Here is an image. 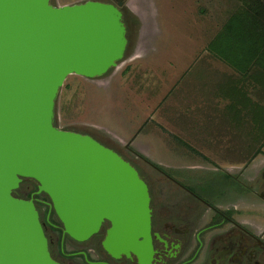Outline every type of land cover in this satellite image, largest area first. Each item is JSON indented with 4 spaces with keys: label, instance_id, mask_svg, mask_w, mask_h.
Wrapping results in <instances>:
<instances>
[{
    "label": "rangeland",
    "instance_id": "374dc122",
    "mask_svg": "<svg viewBox=\"0 0 264 264\" xmlns=\"http://www.w3.org/2000/svg\"><path fill=\"white\" fill-rule=\"evenodd\" d=\"M51 1L63 5L86 0ZM100 1H122L128 38L125 55L100 77L69 75L56 102L55 124L90 134L129 160L149 183L158 218L167 212L173 187L179 190L166 174L191 184H215L232 177L239 183L234 200L240 208L228 212L243 225L254 226L257 237L264 240V153L244 163L248 142L254 141L251 137L264 133L260 118L264 112L257 115L254 110L255 101H262L260 88L208 48L241 7V0ZM227 78L238 81L249 105L241 93L235 95V103L223 91L222 84H228L222 80ZM239 102L243 119L238 122L233 112ZM36 191L37 182L23 178L15 194L27 198ZM35 197L50 201L44 193ZM243 204L250 205L249 211L240 210ZM37 208L43 223L49 215L60 225L48 203L38 202ZM107 226L101 235L83 242L65 235L60 253L62 229L44 224L51 254L61 263L81 264L85 257L73 253L94 246L89 260L99 256L120 264L127 259H112L101 245ZM238 234L244 237L242 231ZM247 241L257 248L256 240Z\"/></svg>",
    "mask_w": 264,
    "mask_h": 264
},
{
    "label": "water",
    "instance_id": "95a60500",
    "mask_svg": "<svg viewBox=\"0 0 264 264\" xmlns=\"http://www.w3.org/2000/svg\"><path fill=\"white\" fill-rule=\"evenodd\" d=\"M121 6L0 0V264H63L37 208L42 193L64 235L83 242L108 224L109 255L154 259L151 195L138 169L92 135L55 124L69 75L100 77L124 57ZM23 178L37 182L30 198L15 194Z\"/></svg>",
    "mask_w": 264,
    "mask_h": 264
},
{
    "label": "flooded vegetation",
    "instance_id": "af4514ba",
    "mask_svg": "<svg viewBox=\"0 0 264 264\" xmlns=\"http://www.w3.org/2000/svg\"><path fill=\"white\" fill-rule=\"evenodd\" d=\"M166 176L176 187H179V190L175 191L173 187V194L168 196L167 212L159 218L154 209L150 185L146 181L151 195L152 236L155 250L151 264H264V240L257 237L259 232L254 226L243 225L244 222L240 223L233 212L232 214L228 212L234 211L236 203L234 196L237 195L235 192L239 191L238 181L227 177L215 184L202 181L191 184L184 182L187 179L180 180L167 174ZM217 188H222L221 193L213 195L212 191ZM225 197L228 198L224 199ZM36 199L37 203L50 204V201ZM208 211L213 212V215L209 216ZM46 223L54 228H61L63 233L62 224L50 220L49 215ZM238 230L244 233V237H239ZM64 236L63 234L62 239L58 241L61 247L60 253L64 250ZM246 239L256 240L257 248L249 245ZM95 251L96 248L91 246L73 254L85 257L83 262H79L81 264H116L99 256L89 260L88 256ZM109 256L115 260L127 259L120 264H139L135 258Z\"/></svg>",
    "mask_w": 264,
    "mask_h": 264
},
{
    "label": "trees",
    "instance_id": "16d2710c",
    "mask_svg": "<svg viewBox=\"0 0 264 264\" xmlns=\"http://www.w3.org/2000/svg\"><path fill=\"white\" fill-rule=\"evenodd\" d=\"M242 5L227 20L220 32L210 42L209 51L225 64L230 66L241 77L247 78L259 86L258 97L262 101H255L254 110L256 114L264 112V1L263 0H241ZM232 78L222 80L223 91H226L236 103L239 93L246 97V93L240 89L238 81ZM230 85L233 86L231 89ZM247 98V97H246ZM245 98V99H246ZM230 99V100H231ZM251 100L247 98V103ZM233 113L238 122L243 119V112L237 109ZM245 105V104H244ZM245 105L244 109H248ZM264 121V115L260 116ZM257 122V121H256ZM264 127V123H263ZM249 156L245 164H248L259 154L264 153V133L251 137ZM31 195L27 196L30 198ZM37 203V202H36Z\"/></svg>",
    "mask_w": 264,
    "mask_h": 264
},
{
    "label": "crops",
    "instance_id": "0c3cea01",
    "mask_svg": "<svg viewBox=\"0 0 264 264\" xmlns=\"http://www.w3.org/2000/svg\"><path fill=\"white\" fill-rule=\"evenodd\" d=\"M248 207H250V205H248V204H243V206H241V209L240 210H244L245 208L247 209L246 211H249V208ZM234 208L236 209V210H238L240 207L239 206H237V202L235 203V206H234ZM253 211V210H252ZM245 217V216H244Z\"/></svg>",
    "mask_w": 264,
    "mask_h": 264
}]
</instances>
